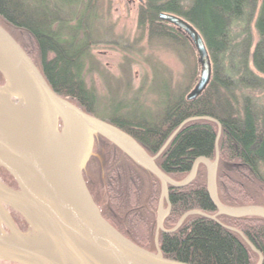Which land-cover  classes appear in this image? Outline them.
I'll use <instances>...</instances> for the list:
<instances>
[{
	"label": "trees",
	"instance_id": "1",
	"mask_svg": "<svg viewBox=\"0 0 264 264\" xmlns=\"http://www.w3.org/2000/svg\"><path fill=\"white\" fill-rule=\"evenodd\" d=\"M143 1L137 32L149 42L192 51L183 31L159 19L162 13L181 17L202 37L212 76L195 99L187 96L199 80L196 60L182 88L172 90L168 83L155 93L154 109L136 100L131 105L123 101L114 114L97 116L100 103L85 82V69L94 47L106 42L99 15L103 0H0V26L53 92L127 133L152 157L181 123L197 118L168 142L156 159L158 168L180 182L197 158L213 161L217 152L220 203L231 208L264 207V0ZM3 84L0 74V87ZM1 172L11 182L8 186L17 188L0 167ZM83 179L102 217L143 249L155 253L157 241L164 258L188 264H255L259 252L264 264L263 218L218 216L215 222L190 215L172 233L157 231L160 181L100 136L95 138ZM168 203L166 231L187 212L216 214L206 191L203 165L188 186L168 187ZM168 203L164 201V207Z\"/></svg>",
	"mask_w": 264,
	"mask_h": 264
},
{
	"label": "water",
	"instance_id": "2",
	"mask_svg": "<svg viewBox=\"0 0 264 264\" xmlns=\"http://www.w3.org/2000/svg\"><path fill=\"white\" fill-rule=\"evenodd\" d=\"M159 19L183 31L195 49L199 80L187 96L188 100L195 99L212 76L211 60L203 39L181 17L162 13ZM0 74L4 80L0 87V107L7 110L13 103L21 102L22 108L13 107L26 111V119L22 120L17 113H4L0 109V167L17 185V190H12L0 182V261L13 264H188L164 258L159 250L153 253L137 246L102 217L83 179L97 136L112 143L160 181L157 231L172 233L190 215L215 222L218 216L264 219V207L231 208L220 203L216 192L217 153L213 161L197 158L180 182L170 179L156 165V159L172 137L184 124L197 118L181 123L152 157L127 133L53 92L32 60L1 26ZM199 165L206 170V191L216 214L187 212L172 230H164L163 221L170 211L168 187L180 189L191 184ZM164 200L168 203L165 210L162 209ZM6 208L26 222L29 233L23 234L17 229ZM257 254L258 264H261L262 257Z\"/></svg>",
	"mask_w": 264,
	"mask_h": 264
},
{
	"label": "rangeland",
	"instance_id": "3",
	"mask_svg": "<svg viewBox=\"0 0 264 264\" xmlns=\"http://www.w3.org/2000/svg\"><path fill=\"white\" fill-rule=\"evenodd\" d=\"M140 5L136 0H103L99 15L106 42L94 47L91 63L85 69V82L100 103L98 117L114 114L116 105L123 101L131 105L136 100L138 105L154 109V103L158 101L155 93L168 83L172 90L182 88L193 61H197L193 47V52L190 48L174 50L162 43L149 42L146 36L139 35L137 14ZM138 105L135 109H138ZM0 182L17 190L9 187L2 178ZM164 201L163 210L167 209ZM11 211L16 224L13 223L26 234L28 225L16 212ZM22 220L26 225L24 229ZM4 232L9 236L5 228ZM155 245L158 251L157 241ZM259 260L260 257L255 264ZM0 264L12 263L0 261Z\"/></svg>",
	"mask_w": 264,
	"mask_h": 264
},
{
	"label": "bare ground",
	"instance_id": "4",
	"mask_svg": "<svg viewBox=\"0 0 264 264\" xmlns=\"http://www.w3.org/2000/svg\"><path fill=\"white\" fill-rule=\"evenodd\" d=\"M9 92H12V90H9ZM13 106L16 107V108H18V109H20V108H22L23 104L21 102H20V104L13 103L12 104V107ZM12 107H10L7 110L5 108H1V107H0V109L4 113L5 112H8V111H13L14 113H17L18 116L22 118V120H25L26 119V111L25 110L21 112L20 110L15 109L14 107L12 108Z\"/></svg>",
	"mask_w": 264,
	"mask_h": 264
},
{
	"label": "flooded vegetation",
	"instance_id": "5",
	"mask_svg": "<svg viewBox=\"0 0 264 264\" xmlns=\"http://www.w3.org/2000/svg\"><path fill=\"white\" fill-rule=\"evenodd\" d=\"M0 177L3 179V181H5V183L7 184V185H10L11 184V182L9 181V179L5 176V174L4 173H0ZM6 211H7V214L10 216V218L13 220V222L15 223V219H14V217L12 216V211H11V209H9V208H6ZM16 224V223H15Z\"/></svg>",
	"mask_w": 264,
	"mask_h": 264
}]
</instances>
